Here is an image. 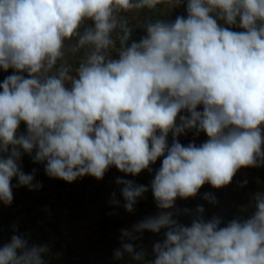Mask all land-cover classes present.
<instances>
[{
  "label": "clouds",
  "instance_id": "clouds-1",
  "mask_svg": "<svg viewBox=\"0 0 264 264\" xmlns=\"http://www.w3.org/2000/svg\"><path fill=\"white\" fill-rule=\"evenodd\" d=\"M160 2L0 0V69L13 70L0 83V202L12 203L13 178L17 186L42 187L33 183L34 172L22 170L24 154L68 183L86 175L101 180L113 166L137 176L163 157L151 181L162 211L121 230L114 258L264 264V193L255 196L249 218L224 227L218 217L204 220L203 206L190 225L169 211L206 183L221 188L240 168L264 164V0H186V17L151 20L146 35L132 40L120 13ZM168 2L176 7L185 0ZM81 50L73 75L66 57ZM190 130L208 139L182 145L177 137ZM116 184L128 212L148 191L122 178ZM115 195L112 204L119 203ZM162 229L152 260L125 242ZM47 251L13 235L0 247V264H45Z\"/></svg>",
  "mask_w": 264,
  "mask_h": 264
},
{
  "label": "crops",
  "instance_id": "crops-1",
  "mask_svg": "<svg viewBox=\"0 0 264 264\" xmlns=\"http://www.w3.org/2000/svg\"><path fill=\"white\" fill-rule=\"evenodd\" d=\"M178 8V6L172 7L168 0H161L153 9H133L122 12V15L128 17L129 23H132L133 18L136 19V15H139V23L132 24L144 28L147 22L155 19L174 21L179 16ZM220 23L223 24V21ZM224 26L231 27L233 31L242 30L238 26ZM83 55L84 50L74 55L71 53L67 55L66 59L73 69V75H75V68L78 67ZM12 74V69L7 72L0 69V83L3 82L5 76ZM181 114L187 115V113ZM22 130L25 131L24 124L20 126V131ZM185 137L187 140L189 139L190 143L196 145H200L208 139L205 133L197 134L195 130L187 131L177 139L181 140ZM172 138V134L169 133L167 140ZM162 159L163 157L158 158L154 164L150 165L149 169L142 171L137 176L125 174L113 166L101 180L89 175L78 178L71 182L75 204L68 207L60 199V181L57 178H50L45 173L44 163H34L31 156L24 154L20 160L22 170L26 174L34 172L33 183L39 182L42 187L30 190L26 186H17L18 181L13 178L11 181L12 203L5 205L0 202V247L7 244L13 235H19L28 241L29 247L33 245L47 247L48 251L44 256L45 264H136L127 254L122 260L115 259L114 251L121 248V230H130L133 225L144 219L139 210V204L144 195L137 200L132 212L126 211L123 206L125 201L121 195L123 186L117 185L116 180L122 178L131 180L135 184L144 185L148 187V191L144 194L147 193L153 197L151 181L154 179L156 171L161 167ZM252 168L264 174V164ZM242 190L238 180L221 188H214L206 183L194 197L177 198L174 208L169 211L174 212V218L179 223L190 225L198 215V206H203L204 220H211L213 217H218L220 220L224 218V224L227 225L229 222L227 213L233 207L239 209L236 219L244 220L252 215L248 212V202L241 201V204L234 199L235 196L243 194ZM112 193L116 194L115 199L119 201L118 204L111 203ZM206 194L214 197L215 202L205 199ZM160 211L161 209L158 208L157 215ZM103 219L109 220V225L106 228L99 226ZM220 227H223V224ZM165 231L166 229H162L152 237L142 232L137 234L138 239L135 241L125 242H134L136 250L143 251L145 260L149 261L153 257V253H151L153 245L164 239ZM67 233L75 234L76 244L84 251L81 260L73 261L72 254L68 249Z\"/></svg>",
  "mask_w": 264,
  "mask_h": 264
},
{
  "label": "built area",
  "instance_id": "built-area-1",
  "mask_svg": "<svg viewBox=\"0 0 264 264\" xmlns=\"http://www.w3.org/2000/svg\"><path fill=\"white\" fill-rule=\"evenodd\" d=\"M181 4L182 5L178 9L180 10L181 13H187V12H183L184 10H186V0H185V2H182ZM124 18L126 20H128L126 17H124ZM118 48H119V46L117 45V49ZM111 55L113 57H115L117 55V50L113 49L111 52ZM5 77L3 79H5ZM180 143L184 146H187L190 142L184 141V142H180ZM26 155H28V154H26ZM235 175L239 179V181L241 182L243 193H248V194L255 193V195H257L258 193H264V174L263 173L254 171L253 169H251L249 167H242L236 172ZM59 181L62 184L60 197L62 200H65V201H67V203H69L70 198H69L68 193L72 189V183H68V182L63 181L61 179H59ZM253 205L256 207L255 197H254ZM155 208H157V205H156L154 197L148 196V197L144 198L142 209L145 211V213L150 215V214H152V212L154 211ZM148 233H149L148 235L150 237H152L156 234V233H153L150 231H148ZM67 237H68L67 242L69 243V246H70L69 251L72 254L71 256H72L73 261L81 260L82 259V249L80 247L76 246V244H75V242H76L75 234L74 233H67ZM153 258H154V254H153Z\"/></svg>",
  "mask_w": 264,
  "mask_h": 264
},
{
  "label": "trees",
  "instance_id": "trees-1",
  "mask_svg": "<svg viewBox=\"0 0 264 264\" xmlns=\"http://www.w3.org/2000/svg\"><path fill=\"white\" fill-rule=\"evenodd\" d=\"M122 17H125V16H122ZM128 22V24H129V26L130 27H132L133 28V32H132V40H139L142 36H144V35H146V32H145V29L142 27H136V26H134L132 23H129V21H127ZM117 45L119 46V42L117 41ZM199 110H202V107L199 109ZM20 132H24V130H22V131H20ZM187 137V136H186ZM186 137L185 138H182L181 140H179V142H184V141H188L187 139H186ZM188 138H190V137H188ZM173 139V138H172ZM172 139H170V140H167L168 141V144H169V146L171 145V143H172ZM249 168H251V169H253L254 171H256L255 170V168H252V167H249ZM261 173V172H260ZM233 178H236V175L233 177ZM59 180V179H58ZM60 184V187L62 188V184H61V182L59 183ZM68 195H69V198H70V200H69V203H67V201H65V200H62L61 198V202H63V203H65L66 204V206H68V207H72L74 204H75V197H74V191H73V187H72V189H71V191L68 193ZM143 202H144V198H142L141 199V202H140V204H139V210H140V212L142 213V215L144 216L143 218L144 219H146V218H148V217H154V216H156L157 215V209L158 208H155L154 209V211L152 212V214H150V215H148L147 213H145V211L142 209V205H143ZM162 211V210H161ZM160 211V212H161ZM238 213H239V209L238 208H236V207H233L232 209H231V211H229L228 213H227V219H228V221H231V220H233V219H236L237 217H238ZM143 219V220H144ZM108 225H109V220H102V221H100V227L101 228H106V227H108ZM144 234H146V235H148L149 233H148V231H144ZM75 244H76V242H75ZM76 246H78L79 247V245H77L76 244ZM70 248V246H69V244H68V249ZM82 254H84V251H82ZM152 259H154L153 257H152Z\"/></svg>",
  "mask_w": 264,
  "mask_h": 264
},
{
  "label": "rangeland",
  "instance_id": "rangeland-1",
  "mask_svg": "<svg viewBox=\"0 0 264 264\" xmlns=\"http://www.w3.org/2000/svg\"><path fill=\"white\" fill-rule=\"evenodd\" d=\"M182 4H180L178 7H180ZM183 12H186V10H184ZM178 13V12H177ZM120 15L122 16V12L120 13ZM179 16H187V13H181L180 12V10H179V14H178ZM123 16H125L126 17V15H124L123 14ZM127 19H128V17H126ZM139 21H140V18H139V15H136V19H134L133 18V21H132V23L133 24H135V25H137L138 23H139ZM4 80V79H3ZM197 146H199V145H197ZM25 172V171H24ZM262 173V172H261ZM239 181V179L236 177V178H233L232 179V181H231V184H233L234 182H236V181ZM239 183L241 184V182L239 181ZM243 193V192H242ZM148 196H152V195H147V193L146 194H144V197L143 198H146V197H148ZM224 196V195H223ZM256 195H255V193H253V194H248V193H243V194H241V195H238V196H235V200H237V201H239V202H241V201H244V202H248V206H249V210H248V212L251 214H253L255 211H256V207L253 205V201H254V197H255ZM241 204H242V202H241ZM233 205V204H232ZM238 205H240V204H238ZM234 206H237L236 204H234ZM230 209V208H229ZM222 220V219H221ZM221 224H223V227L224 226H226L225 224H224V218H223V220L221 221ZM151 253H153V252H151Z\"/></svg>",
  "mask_w": 264,
  "mask_h": 264
}]
</instances>
